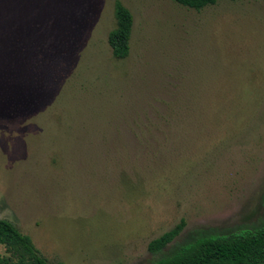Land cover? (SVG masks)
Listing matches in <instances>:
<instances>
[{
	"label": "rangeland",
	"instance_id": "obj_1",
	"mask_svg": "<svg viewBox=\"0 0 264 264\" xmlns=\"http://www.w3.org/2000/svg\"><path fill=\"white\" fill-rule=\"evenodd\" d=\"M0 219L48 264L264 226V0H0Z\"/></svg>",
	"mask_w": 264,
	"mask_h": 264
},
{
	"label": "trees",
	"instance_id": "obj_2",
	"mask_svg": "<svg viewBox=\"0 0 264 264\" xmlns=\"http://www.w3.org/2000/svg\"><path fill=\"white\" fill-rule=\"evenodd\" d=\"M219 0H173L181 7L200 11L215 5ZM241 1V0H228ZM116 27L108 34V45L117 60L125 59L130 50L133 19L131 13L119 2L115 3ZM181 220L172 229L148 243L151 253H161L184 228ZM0 246L4 257L0 264H48L33 245L30 237L22 234L14 224L0 219ZM152 264H264V226L226 234H205L181 245Z\"/></svg>",
	"mask_w": 264,
	"mask_h": 264
}]
</instances>
